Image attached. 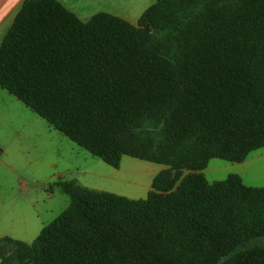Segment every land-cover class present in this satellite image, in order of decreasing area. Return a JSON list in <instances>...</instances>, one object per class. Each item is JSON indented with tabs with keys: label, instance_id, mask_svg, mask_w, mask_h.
<instances>
[{
	"label": "trees",
	"instance_id": "trees-1",
	"mask_svg": "<svg viewBox=\"0 0 264 264\" xmlns=\"http://www.w3.org/2000/svg\"><path fill=\"white\" fill-rule=\"evenodd\" d=\"M0 87L115 169L164 166L139 199L54 183L68 206L0 264H264V186L202 173L264 148V0H155L136 25L24 0Z\"/></svg>",
	"mask_w": 264,
	"mask_h": 264
},
{
	"label": "crops",
	"instance_id": "crops-1",
	"mask_svg": "<svg viewBox=\"0 0 264 264\" xmlns=\"http://www.w3.org/2000/svg\"><path fill=\"white\" fill-rule=\"evenodd\" d=\"M56 1L82 21H87L94 14L103 12L124 19L132 25H136L140 15L155 2V0ZM23 2L24 0H0V44ZM62 136L65 137L8 91L0 87V238L18 239V236L27 235L33 228V215L27 204L19 199L21 189L18 183L23 181V169L29 166L30 156L36 152L39 155H36L37 160L42 161L45 153H48L52 140L55 141V145L51 153L56 160L60 161L62 158L60 152V145L62 150ZM48 166L56 168V163H48ZM204 170L202 171L203 174ZM54 177L57 178L56 182L64 181L61 179L60 172L56 173ZM70 181H74L80 186L77 181ZM54 183L48 186H51L49 192L54 187ZM55 188L60 191L58 187L55 186Z\"/></svg>",
	"mask_w": 264,
	"mask_h": 264
},
{
	"label": "rangeland",
	"instance_id": "rangeland-1",
	"mask_svg": "<svg viewBox=\"0 0 264 264\" xmlns=\"http://www.w3.org/2000/svg\"><path fill=\"white\" fill-rule=\"evenodd\" d=\"M61 139L60 161L51 153L55 145L52 140L44 159L38 161L39 155L34 152L35 154L30 156L29 166L23 169V181L18 183L21 189L19 199L27 204L31 211L34 226L27 235L14 238L16 240L31 242L44 225L54 220L68 206V197L55 186L51 192L48 190V186L57 181L54 176L58 172L64 181L75 180L80 186L88 189L139 199L146 197L152 178L164 168L160 164L123 156L119 168L114 169L65 137L62 136ZM51 160L56 163V168L48 166V163H52ZM186 173L185 171L183 174ZM229 174H238L247 186H264V148L252 151L242 163L211 159L203 175L208 182H214L224 180Z\"/></svg>",
	"mask_w": 264,
	"mask_h": 264
}]
</instances>
